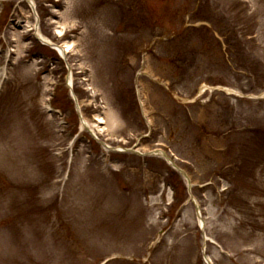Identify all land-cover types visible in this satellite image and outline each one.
I'll use <instances>...</instances> for the list:
<instances>
[{"label": "rangeland", "instance_id": "374dc122", "mask_svg": "<svg viewBox=\"0 0 264 264\" xmlns=\"http://www.w3.org/2000/svg\"><path fill=\"white\" fill-rule=\"evenodd\" d=\"M34 3L0 0V264H254L264 0Z\"/></svg>", "mask_w": 264, "mask_h": 264}, {"label": "bare ground", "instance_id": "6f19581e", "mask_svg": "<svg viewBox=\"0 0 264 264\" xmlns=\"http://www.w3.org/2000/svg\"><path fill=\"white\" fill-rule=\"evenodd\" d=\"M29 2L30 4H32V8H34V4H35L34 0H29ZM33 14H35V12ZM33 30L35 32V35L42 40L41 42H45L53 45L58 50L61 56H63L64 58L67 57V54L71 51V43H67V44L55 43L53 40L43 35V33L40 31L38 22H35L33 24ZM68 82H69V87H71L73 83V75L71 73L68 76ZM79 107L81 109L80 105ZM113 118L114 115L108 112L107 116L105 117L99 116L97 118V123H92L88 119L82 116V127H85L86 129L90 130L91 134L94 137H99L100 133H102L104 130H111V128L114 125ZM106 147L109 148L108 145ZM144 149H146V146L144 147ZM189 181H191L190 178ZM198 214H199L200 224L203 226L204 221L201 219L199 212ZM248 235H249L248 237L251 239V242L253 239L251 248L249 249V253L253 254L251 260L254 262V264H260L262 261H264V238H262L258 233L255 234L249 233Z\"/></svg>", "mask_w": 264, "mask_h": 264}, {"label": "water", "instance_id": "95a60500", "mask_svg": "<svg viewBox=\"0 0 264 264\" xmlns=\"http://www.w3.org/2000/svg\"><path fill=\"white\" fill-rule=\"evenodd\" d=\"M151 154H156V153H160V154H163V155H165L166 156V154L163 152V151H161V150H155V151H152V152H150ZM185 173V172H184Z\"/></svg>", "mask_w": 264, "mask_h": 264}]
</instances>
